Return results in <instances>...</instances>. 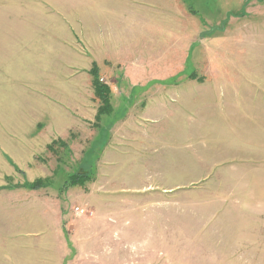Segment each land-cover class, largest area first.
Returning <instances> with one entry per match:
<instances>
[{"label":"rangeland","instance_id":"374dc122","mask_svg":"<svg viewBox=\"0 0 264 264\" xmlns=\"http://www.w3.org/2000/svg\"><path fill=\"white\" fill-rule=\"evenodd\" d=\"M46 1L0 0V20L62 15L64 105L72 89L77 94L73 116L63 118H79L78 141L41 158L53 164L40 188L26 187L40 179L32 170L6 177L0 264H264V107L247 109L242 91L234 107L222 100L228 85L246 86V46L264 38V0L143 5L152 33L135 61L141 87L124 84L119 72L102 76L85 46L89 22L114 21L124 0H56L59 10H39ZM95 5L111 10L94 12ZM216 24L222 31L205 40L202 32ZM221 43L226 49L216 52ZM230 47L238 53L231 64ZM94 64L111 90L113 111L100 119ZM230 67L240 74H228V83L220 72ZM10 93L9 114L20 118L29 100ZM251 109L262 118L246 116ZM7 114L0 107V118ZM77 173L90 179L66 188Z\"/></svg>","mask_w":264,"mask_h":264},{"label":"crops","instance_id":"0c3cea01","mask_svg":"<svg viewBox=\"0 0 264 264\" xmlns=\"http://www.w3.org/2000/svg\"><path fill=\"white\" fill-rule=\"evenodd\" d=\"M142 1L124 0L116 9L120 11V15L114 21L104 23L93 19L86 27L85 41L88 56L98 63L102 76L109 77L119 72L124 84L129 85L131 82L136 87L142 85L138 84L140 68L135 63L142 52L139 44L143 36L151 37L152 33V27L143 22L142 6H154L158 2V0H146L150 4H143ZM56 2V0H47L38 3L39 10H59ZM93 9L94 12L102 10L107 13L106 10H111V6L95 5ZM59 17V20L55 19L53 22L45 17L16 21L0 20V107L6 108L8 113L6 117L0 118V188L6 184V177H16V170H21L23 173H26V170H32L40 178L51 177L49 165L53 163L42 160L43 157L52 158L49 156L51 152L48 146L53 141L61 139L72 148L78 141L72 138L74 133L72 125L73 123L78 124L79 118H63L64 113L73 116V110L69 106L76 104L77 94L75 90L74 97L72 89L70 98L65 99L64 105L62 51L64 32L63 17L62 15ZM53 27L52 32L49 28ZM212 28L218 33L217 31H222L223 27L219 29L216 24L211 26L210 30ZM167 30L170 33L168 28ZM207 32H202L205 40L213 35ZM226 39L233 42L236 38L227 35ZM187 41L191 45L190 31ZM253 42L246 46L247 67L242 69L245 71L242 75L245 77L246 86L238 88L233 84L228 85V94L222 99L226 104L231 103L232 107H234V102L239 101V91L244 92V106L247 104V109L255 106L264 107V38ZM218 48L221 50H216V52H224L226 49L222 43ZM233 49L230 47V51L226 52L230 60L227 63L230 64L233 58L237 59V47ZM255 49L259 50L256 54ZM216 65H219L217 61ZM124 66L128 67V71L123 72ZM102 67L104 70H101ZM134 67L138 70L130 71ZM233 68L230 67V72L222 70L220 72L228 83L231 81L228 74L238 72L236 68ZM10 91L22 92L21 96L29 100L25 107L26 112L24 116L20 115V118L9 114V108L14 102V95ZM85 102L88 100L84 99ZM240 115L237 113V118ZM246 116L256 119L262 118L263 115H256L251 109ZM84 119L91 120L90 118ZM39 125H42V128H39ZM250 138L253 139V136ZM251 143L254 148L256 139L255 143L254 141ZM257 150L261 149L257 148ZM59 165L61 164H58V167ZM21 181L18 179L16 183H21ZM0 210L7 213L8 203Z\"/></svg>","mask_w":264,"mask_h":264},{"label":"trees","instance_id":"16d2710c","mask_svg":"<svg viewBox=\"0 0 264 264\" xmlns=\"http://www.w3.org/2000/svg\"><path fill=\"white\" fill-rule=\"evenodd\" d=\"M215 29L212 28V30L208 31L207 34H213L215 33ZM91 73L94 77V82H93V86H94V91H95V95L96 97L99 99L100 101V106L98 109V114H97V118L100 119V117H102L105 114H109L113 111L112 106L110 104V94H111V90L109 88V86L107 84H104L100 81L99 79V70H98V66L96 64H94ZM55 144H59L60 146H66V143L63 140H55L53 141L52 144H50L48 146L49 151L53 150V147ZM88 179H90V175L89 174H73L70 175L66 180H65V187H69V186H75V185H84L86 183V181H88ZM47 179H37L34 183H30L27 184L26 187L28 189H38L40 188L43 184H46Z\"/></svg>","mask_w":264,"mask_h":264},{"label":"built area","instance_id":"2783aa9c","mask_svg":"<svg viewBox=\"0 0 264 264\" xmlns=\"http://www.w3.org/2000/svg\"><path fill=\"white\" fill-rule=\"evenodd\" d=\"M101 81H103V79H102ZM75 211H76V214H81V213L84 212V211L81 210L80 208H76Z\"/></svg>","mask_w":264,"mask_h":264}]
</instances>
